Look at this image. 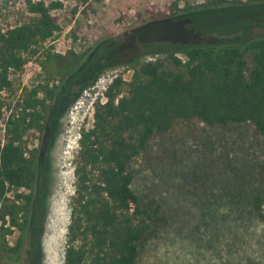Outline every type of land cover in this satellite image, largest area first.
<instances>
[{"label":"rangeland","instance_id":"obj_1","mask_svg":"<svg viewBox=\"0 0 264 264\" xmlns=\"http://www.w3.org/2000/svg\"><path fill=\"white\" fill-rule=\"evenodd\" d=\"M43 1L62 3L52 10L61 30L45 46L76 62L48 83L32 58L22 71L11 72V87L0 93L3 138L7 120L21 110L31 88L53 89L42 87L38 94L45 99L44 129L26 136L39 158L38 182L32 190L13 187L7 193L31 194L21 264H28L30 254L33 264H65L81 133L92 126L96 104L106 99L115 77L130 80L142 62L233 36L247 24L253 26L245 37L264 35V0ZM27 7L28 0L0 4V29L30 15ZM132 169L135 191L167 219L166 227L141 245L138 264H264V221L237 203V193L251 192L264 176V137L251 124L179 122L155 136ZM36 226L40 232L32 245ZM20 235L14 228L10 244Z\"/></svg>","mask_w":264,"mask_h":264},{"label":"trees","instance_id":"obj_2","mask_svg":"<svg viewBox=\"0 0 264 264\" xmlns=\"http://www.w3.org/2000/svg\"><path fill=\"white\" fill-rule=\"evenodd\" d=\"M61 6L28 0L30 15L0 29V93L11 87V72L22 71L32 58L48 83L72 70L75 58L45 46L61 30L52 11ZM252 26L142 62L130 80L113 79L106 99L96 104L92 126L81 133L65 264H138L141 245L166 227L159 207L144 203L133 188V163L155 136L179 122L199 121L209 127L248 123L264 137V35L245 37ZM39 87L26 91L21 110L11 114L0 138V264L23 262L31 194L11 198L7 193L13 187L32 190L38 182L39 158L26 136L45 127L42 87L53 93L48 85ZM257 184L251 192L239 191L237 203L264 221V176ZM14 228L21 235L12 245L8 236ZM39 232L40 226L32 229V245ZM28 264H33L31 254Z\"/></svg>","mask_w":264,"mask_h":264}]
</instances>
